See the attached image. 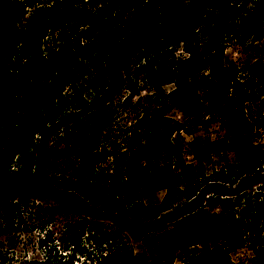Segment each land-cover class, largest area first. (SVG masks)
<instances>
[{
  "label": "trees",
  "instance_id": "trees-1",
  "mask_svg": "<svg viewBox=\"0 0 264 264\" xmlns=\"http://www.w3.org/2000/svg\"><path fill=\"white\" fill-rule=\"evenodd\" d=\"M199 31L206 39L189 47L187 40ZM234 33L242 40L264 34V0H0V173H10L18 162L17 180L37 185L20 189L22 194L2 209L3 218H14L31 197L67 201L85 215L99 208L139 222L127 225L118 219L127 234L142 237L150 258L141 264L179 259L183 264H231L232 253L244 245L264 262V144L257 142L248 114L250 105L264 103V62L256 60L244 71L225 65V38ZM179 43L188 54L167 76L174 85L168 93L171 108L190 120L202 119L204 127L219 120L226 134L219 141L193 139L191 155L200 163L219 153L226 160L230 145L240 141L236 161L213 171L214 181L200 189L188 170L184 144L175 136L189 129L163 114L144 113L127 157L114 158L122 182L115 173L111 184L101 185L94 174L95 163L109 156L97 151L104 121L89 108L83 90L96 91L103 84L111 59H116L111 68L119 70L133 56L141 61ZM70 105L80 106L86 118L83 125L64 129V147L54 158L76 163L57 189L34 172L43 157L37 148ZM91 121L99 122L84 134ZM259 122L264 134V115ZM162 154L168 158L157 163ZM151 191L164 192L159 204L144 203L143 195ZM210 194L222 209L219 217L204 210ZM180 197L184 203L169 207ZM85 224L82 219L70 225L73 245L80 244ZM139 260L124 248L98 264Z\"/></svg>",
  "mask_w": 264,
  "mask_h": 264
},
{
  "label": "rangeland",
  "instance_id": "rangeland-1",
  "mask_svg": "<svg viewBox=\"0 0 264 264\" xmlns=\"http://www.w3.org/2000/svg\"><path fill=\"white\" fill-rule=\"evenodd\" d=\"M240 33L226 36L224 51L225 65H238L244 71L254 61L264 62V34L241 39ZM206 39L203 31L197 32L195 37L187 40L189 47L198 46ZM185 44L179 43L159 51H152L141 61H135L133 56L127 60L125 68L116 70L112 67L116 59H111V66L105 72L103 84L96 91L83 90L85 101L89 108L98 113L104 125L97 139V151L107 152L109 156H102L95 163L94 180L101 185L111 184V175H115L114 158H126V150L134 133L137 121L144 113L163 114L173 122L184 123L189 132L182 130L175 136L183 142V154L188 170L197 179L200 189L211 180L212 172L226 165L229 161H236V153L240 141L230 145L226 160L222 153L214 154L209 161L203 163L192 157V148L188 145L193 139H210L219 141L225 137V131L218 120L204 127L202 119L190 120L176 108H171L168 93L174 87L167 82V76L176 68L177 60L187 57ZM92 76H87L89 80ZM203 97V92L200 93ZM248 109L250 119L255 124L257 142L264 144V134L260 129V118L264 115V103H254ZM80 106H67L60 115L56 126L52 127L38 145V155H43L40 166L34 170L41 177L59 189L58 183L70 177L75 167L73 159L54 158L58 149L64 147L66 137L64 129L70 130L74 124L83 125L84 114ZM208 116L204 117V121ZM73 121V122H69ZM99 122V121H98ZM97 121H91L84 127V134H88ZM38 143V142H37ZM168 156L162 154L157 163H161ZM50 162L51 165L47 164ZM20 164L15 162L10 173H0V264H98L105 255L113 253L115 249L130 248L133 256L140 259L150 258L146 252L142 237L136 238L121 229L119 220L127 225H139L125 214L103 213L94 208L92 214H84L70 202H58L51 199L39 200L31 197L27 207L23 206L14 218H3L2 209L12 199L22 194L20 189L27 191L36 189L37 185H27L17 180L16 172ZM118 183H121L120 173H116ZM107 179L106 182L101 180ZM56 181V182H55ZM19 190V191H17ZM164 192H148L143 195L145 204H159ZM185 202L180 197L170 203L172 209ZM204 210L209 216L219 217L222 209L214 194L204 198ZM85 220L84 233L80 237V244L73 245L70 241V225L78 220ZM114 235L116 239H113ZM194 251V249H193ZM195 253V252H193ZM183 259L175 264H183ZM145 264L148 261L145 260ZM231 264H264L257 259L252 250L244 245L232 253Z\"/></svg>",
  "mask_w": 264,
  "mask_h": 264
}]
</instances>
